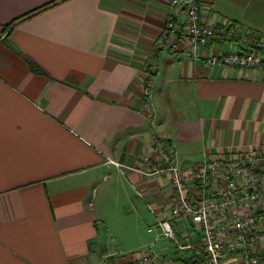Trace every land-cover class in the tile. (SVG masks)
Wrapping results in <instances>:
<instances>
[{"label": "crops", "instance_id": "1", "mask_svg": "<svg viewBox=\"0 0 264 264\" xmlns=\"http://www.w3.org/2000/svg\"><path fill=\"white\" fill-rule=\"evenodd\" d=\"M168 1L0 0V264L203 261L190 217L172 220L180 244L158 226L174 187L142 172L145 157L158 162L163 136L188 173L264 152V69L177 58L160 42L179 15ZM234 6L208 0L203 19L264 32V0H247L242 15Z\"/></svg>", "mask_w": 264, "mask_h": 264}, {"label": "built area", "instance_id": "2", "mask_svg": "<svg viewBox=\"0 0 264 264\" xmlns=\"http://www.w3.org/2000/svg\"><path fill=\"white\" fill-rule=\"evenodd\" d=\"M207 1L169 0L167 6L179 15L167 18L161 45L168 46L179 59L200 58L209 66L264 69V35L232 21L206 22L202 9ZM217 36L229 37L225 44L232 43V49L202 55L204 49L212 48ZM178 39L188 45L187 51H179ZM153 85L150 77L144 87L148 104ZM155 143L158 162L145 157L147 169L142 172L168 176L174 187L170 218L158 223L163 234L180 244L172 220L186 215L202 234L203 261L199 264H228L234 258L239 264H260L262 257L255 249L264 248V152L211 158L188 173L177 164L167 137H159ZM216 215L221 216L219 224L213 222ZM135 264H160V259L148 253ZM165 264L182 263L170 258Z\"/></svg>", "mask_w": 264, "mask_h": 264}, {"label": "rangeland", "instance_id": "3", "mask_svg": "<svg viewBox=\"0 0 264 264\" xmlns=\"http://www.w3.org/2000/svg\"><path fill=\"white\" fill-rule=\"evenodd\" d=\"M246 2H247V0H235V6H234V9L236 10L237 13H239V14L242 15V13H241L239 10H243V6H245ZM236 3H237L238 5H237ZM215 8H216V7H215ZM238 16H240V15H238ZM260 33L264 35V32H260ZM226 45H227V44H226Z\"/></svg>", "mask_w": 264, "mask_h": 264}, {"label": "trees", "instance_id": "4", "mask_svg": "<svg viewBox=\"0 0 264 264\" xmlns=\"http://www.w3.org/2000/svg\"><path fill=\"white\" fill-rule=\"evenodd\" d=\"M231 39L229 37H222V36H217L213 38V44H221V43H226L227 41H230Z\"/></svg>", "mask_w": 264, "mask_h": 264}]
</instances>
